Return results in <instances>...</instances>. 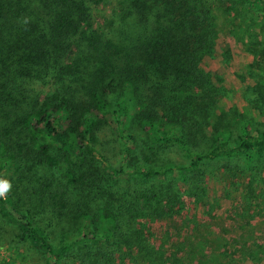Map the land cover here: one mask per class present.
<instances>
[{"label": "trees", "instance_id": "16d2710c", "mask_svg": "<svg viewBox=\"0 0 264 264\" xmlns=\"http://www.w3.org/2000/svg\"><path fill=\"white\" fill-rule=\"evenodd\" d=\"M212 1L246 32L264 11L120 0L99 25L104 0H0V216L45 264H246L264 249L247 214L264 131L223 106V78L202 68L216 53ZM220 170L228 187L247 182L248 205L217 229L205 186Z\"/></svg>", "mask_w": 264, "mask_h": 264}, {"label": "rangeland", "instance_id": "374dc122", "mask_svg": "<svg viewBox=\"0 0 264 264\" xmlns=\"http://www.w3.org/2000/svg\"><path fill=\"white\" fill-rule=\"evenodd\" d=\"M119 1L104 0L95 9L99 25L111 19L112 11ZM258 4L262 2L258 1ZM211 5L218 39L214 57H207L202 68L223 78L224 86L229 91V95L223 100V106L227 109L236 108L241 114L249 117L251 131L256 128L264 131V11L260 13L254 9V16L250 14L253 17L249 23L250 32H246L240 21L234 22L224 7L222 10L219 8V2L212 1ZM105 141L107 155L114 165L119 166L122 159L121 147L114 143L110 136H106ZM259 182L261 193L258 200H253L256 203L254 206L258 208L247 213L248 216L254 217L249 220V229L254 231L255 237L264 232V177L259 179ZM121 184H125V181H121ZM205 187L208 192L205 201L216 207L217 229L223 225L221 219L228 211L239 206V213L246 211L247 182L228 187L226 177L220 170L211 176ZM184 202V213L190 212L192 215L191 202L186 198ZM198 211L202 215L204 208L199 207ZM17 235L16 228L0 216V264H45L42 253L31 244L23 242ZM256 255L258 256L255 261L249 259L246 264H264V249L256 251Z\"/></svg>", "mask_w": 264, "mask_h": 264}, {"label": "clouds", "instance_id": "9594fccd", "mask_svg": "<svg viewBox=\"0 0 264 264\" xmlns=\"http://www.w3.org/2000/svg\"><path fill=\"white\" fill-rule=\"evenodd\" d=\"M11 184L7 180L0 179V198H6V194L10 191Z\"/></svg>", "mask_w": 264, "mask_h": 264}]
</instances>
